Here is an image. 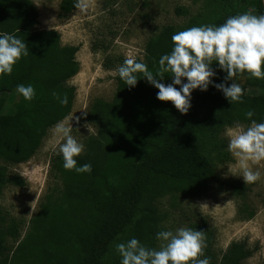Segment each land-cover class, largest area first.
I'll return each mask as SVG.
<instances>
[{
  "label": "trees",
  "instance_id": "16d2710c",
  "mask_svg": "<svg viewBox=\"0 0 264 264\" xmlns=\"http://www.w3.org/2000/svg\"><path fill=\"white\" fill-rule=\"evenodd\" d=\"M77 4L78 0H60L58 16L65 17ZM204 5L184 25L161 27L147 38L143 58L135 59L155 75L159 57L171 52L174 33L193 26H218L244 12L264 14V0H206ZM37 24L30 0H0V32L24 40L29 52L9 75L0 76V161L7 164L31 158L47 130L69 114L74 98V87L66 81L78 71V46L62 45L59 33L38 30ZM105 67L113 64L107 62ZM211 68L212 84L206 91L191 92L185 114L170 102L158 101L157 90L139 74L135 87H127L115 76L111 99H94L89 106L87 120L95 133L75 157L77 166L91 164V172L66 170L61 155L53 156L50 172L60 182V193L43 197L21 239L17 240L15 221L0 212V264H120L115 245L132 237L158 249L155 236L164 230L165 218L161 201L166 199L172 208L177 198L205 197L215 179V164L230 160L222 131L235 122L248 126L252 120L264 121V79L242 73L241 102L229 104L213 85L227 86L232 81H225L226 72L215 61ZM169 75L163 74V83L171 82ZM237 78L232 79L237 83ZM18 84H31L35 95L30 101L18 95L7 106ZM53 91L66 96L67 103L61 106ZM248 111L253 113L250 118L245 117ZM7 183L23 185L0 166V194ZM224 186L240 200L237 215L251 219L254 210L246 203L249 186L237 181ZM185 227L204 232L202 251L209 264H244L252 253L244 242H233L217 259L206 222L199 218ZM9 240L17 243L10 247Z\"/></svg>",
  "mask_w": 264,
  "mask_h": 264
},
{
  "label": "rangeland",
  "instance_id": "374dc122",
  "mask_svg": "<svg viewBox=\"0 0 264 264\" xmlns=\"http://www.w3.org/2000/svg\"><path fill=\"white\" fill-rule=\"evenodd\" d=\"M37 11L38 30H55L62 45L78 46L75 60L77 73L66 81L74 87V98L68 120L72 135L85 146L95 128L87 120L89 106L94 99L109 101L115 90L114 70L126 58H143V47L150 36L166 25H184L191 17L201 13L206 0H78L77 8L65 17L58 16L60 0H30ZM225 13V11H224ZM223 15V11H219ZM113 64L106 68L105 64ZM244 76L237 78L242 84ZM249 92V90H248ZM18 98L14 93L8 97L7 106ZM9 107H6L8 109ZM246 126V125H245ZM53 127V126H52ZM50 127L40 146L26 162L7 164L0 161L8 177L17 176L23 185L7 183L0 194V212L6 219L17 224L19 239L25 234L29 219L35 215L38 205L46 194L57 197L61 190L59 180L50 172V163L58 153L57 144ZM226 127L221 137L228 144ZM83 152V151H82ZM81 152V153H82ZM229 152V151H228ZM215 164V179L201 198H177L172 208L169 202L161 201L165 218L164 230H175L202 218L212 234L211 251L217 259L233 242H244L252 251L244 264H264V160L251 163L259 179L249 186L246 203L254 210L251 219L237 215L240 200L234 197L224 184L237 181L239 176L235 158ZM17 243L9 240L7 245ZM159 247V242H157Z\"/></svg>",
  "mask_w": 264,
  "mask_h": 264
},
{
  "label": "clouds",
  "instance_id": "9594fccd",
  "mask_svg": "<svg viewBox=\"0 0 264 264\" xmlns=\"http://www.w3.org/2000/svg\"><path fill=\"white\" fill-rule=\"evenodd\" d=\"M171 40V52L159 57V69L155 75L146 64L131 56L114 70L113 75L118 76L127 87H135L139 74L157 90L158 101L170 102L181 114L189 110L193 90L203 92L212 84L215 75L211 68L213 61L221 71L226 72L225 81H232L227 86L224 82L213 85L229 104L241 102L243 94L240 84L233 77L246 73L252 78L264 79V14L244 12L229 16L218 26L189 27L174 33ZM27 55L29 52L24 40L0 32V76L9 75L20 58ZM164 73L170 74L171 82L168 84L162 82ZM15 91L25 101H30L35 95L31 84H18ZM51 95L61 106L67 103L66 96L55 91ZM252 115V111L245 113L246 118ZM70 120L58 121L50 130L58 141L62 166L78 174L90 173L91 164L77 166L75 157L84 150V145L71 134ZM227 135V150L236 160L238 177L244 184L256 182L260 173L251 169L250 162L264 160V121L257 123L252 120L248 126L235 122L227 130ZM203 233L181 226L174 231H158L155 236L159 242L158 249L146 247L132 237L117 243L115 250L120 256V264H209L202 251L205 246Z\"/></svg>",
  "mask_w": 264,
  "mask_h": 264
}]
</instances>
